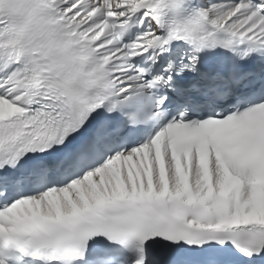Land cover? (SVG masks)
I'll use <instances>...</instances> for the list:
<instances>
[{"label":"snow or ice","instance_id":"1","mask_svg":"<svg viewBox=\"0 0 264 264\" xmlns=\"http://www.w3.org/2000/svg\"><path fill=\"white\" fill-rule=\"evenodd\" d=\"M0 264H264V0H0Z\"/></svg>","mask_w":264,"mask_h":264}]
</instances>
